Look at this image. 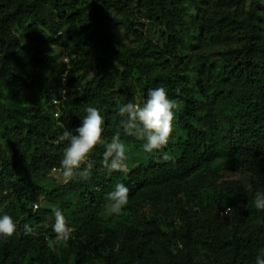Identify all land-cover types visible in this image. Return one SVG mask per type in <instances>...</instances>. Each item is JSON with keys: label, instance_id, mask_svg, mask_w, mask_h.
Here are the masks:
<instances>
[{"label": "trees", "instance_id": "obj_1", "mask_svg": "<svg viewBox=\"0 0 264 264\" xmlns=\"http://www.w3.org/2000/svg\"><path fill=\"white\" fill-rule=\"evenodd\" d=\"M158 87L178 106L163 149L174 164L119 127V106ZM89 106L105 142L120 133L128 171L110 173L101 144L91 177L65 182L53 172L58 137ZM0 141V215L17 226L0 236V264H256L264 0H0ZM117 183L129 188L119 215L106 200ZM57 207L66 242L53 232Z\"/></svg>", "mask_w": 264, "mask_h": 264}, {"label": "clouds", "instance_id": "obj_2", "mask_svg": "<svg viewBox=\"0 0 264 264\" xmlns=\"http://www.w3.org/2000/svg\"><path fill=\"white\" fill-rule=\"evenodd\" d=\"M177 107L169 99L163 87L149 89L147 98L143 102H128L119 106L118 115L122 118L119 127L125 134L134 135L137 139L142 140V150L145 153L160 151L162 161L174 164V156L163 149L168 145L172 135L173 110ZM103 125L104 118L98 108L89 106L80 126L72 130L66 129L58 137V142H67L61 160V174L65 182L71 181L77 175L82 180H88L91 177L94 165L88 161V156L97 145L101 144L105 149L103 166L110 173L113 171L127 173L126 145L122 142L119 132L113 135L110 141L105 142L102 139ZM84 164H87V167L81 168ZM106 200L108 202L107 210L110 214H121L129 201V188L123 183H117L114 190L107 193ZM253 203L258 211H264V192L257 191ZM53 211L55 215L53 232L56 234V240L66 242L71 238L73 230L60 208L57 207ZM16 229L17 226L12 216L0 215V236L11 237ZM32 232L33 229L25 224L24 233L27 235ZM49 247L53 251L56 250L53 243H50ZM256 264H264V249H261L256 256Z\"/></svg>", "mask_w": 264, "mask_h": 264}, {"label": "rangeland", "instance_id": "obj_3", "mask_svg": "<svg viewBox=\"0 0 264 264\" xmlns=\"http://www.w3.org/2000/svg\"><path fill=\"white\" fill-rule=\"evenodd\" d=\"M147 35H149V36H151V37H153V38H156L157 37V33L154 31V29H148L147 30ZM25 39V40H24ZM24 39H23V43L25 44V45H29L30 43V39L28 38V37H24ZM34 44V43H33ZM46 48L47 49H49V48H54L50 43H46ZM0 144H2V142L0 141ZM58 178H60V179H62L61 178V174L59 175V177ZM41 205V204H40Z\"/></svg>", "mask_w": 264, "mask_h": 264}, {"label": "built area", "instance_id": "obj_4", "mask_svg": "<svg viewBox=\"0 0 264 264\" xmlns=\"http://www.w3.org/2000/svg\"><path fill=\"white\" fill-rule=\"evenodd\" d=\"M59 101H55V103H58ZM57 116H58V114H56ZM54 175H57L58 176V174L61 172V170L60 169H58V168H54ZM35 207L37 208L38 207V204H36L35 205ZM230 210V208H227L226 210H223L221 213L222 214H228V211Z\"/></svg>", "mask_w": 264, "mask_h": 264}]
</instances>
